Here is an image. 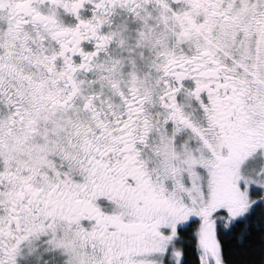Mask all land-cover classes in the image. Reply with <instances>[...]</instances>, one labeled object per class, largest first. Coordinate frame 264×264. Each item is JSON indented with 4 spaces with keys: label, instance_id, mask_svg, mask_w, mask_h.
I'll return each instance as SVG.
<instances>
[{
    "label": "snow or ice",
    "instance_id": "1",
    "mask_svg": "<svg viewBox=\"0 0 264 264\" xmlns=\"http://www.w3.org/2000/svg\"><path fill=\"white\" fill-rule=\"evenodd\" d=\"M0 264H264V0H0Z\"/></svg>",
    "mask_w": 264,
    "mask_h": 264
}]
</instances>
